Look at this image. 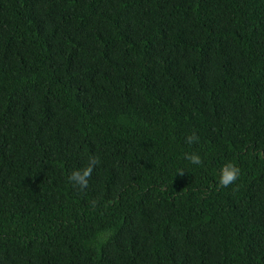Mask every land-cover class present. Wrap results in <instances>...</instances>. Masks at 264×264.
Segmentation results:
<instances>
[{
    "label": "trees",
    "instance_id": "trees-1",
    "mask_svg": "<svg viewBox=\"0 0 264 264\" xmlns=\"http://www.w3.org/2000/svg\"><path fill=\"white\" fill-rule=\"evenodd\" d=\"M0 264H264V0H0Z\"/></svg>",
    "mask_w": 264,
    "mask_h": 264
},
{
    "label": "clouds",
    "instance_id": "clouds-1",
    "mask_svg": "<svg viewBox=\"0 0 264 264\" xmlns=\"http://www.w3.org/2000/svg\"><path fill=\"white\" fill-rule=\"evenodd\" d=\"M195 140H198V137H196L194 133L193 135L187 137L188 143H192ZM186 158L190 160L192 164H201V157L197 154H186ZM93 163H95V161H92V163H90L82 170H73L71 175L69 176V180L78 183L81 187L86 186L88 182L87 178L91 175L92 172ZM239 174L240 169L234 163L229 162L223 165L219 171V184L221 186H228L238 178Z\"/></svg>",
    "mask_w": 264,
    "mask_h": 264
}]
</instances>
